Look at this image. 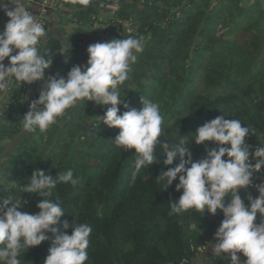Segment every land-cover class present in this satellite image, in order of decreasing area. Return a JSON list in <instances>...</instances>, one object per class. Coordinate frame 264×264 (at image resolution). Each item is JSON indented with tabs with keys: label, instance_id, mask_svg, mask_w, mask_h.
<instances>
[{
	"label": "trees",
	"instance_id": "1",
	"mask_svg": "<svg viewBox=\"0 0 264 264\" xmlns=\"http://www.w3.org/2000/svg\"><path fill=\"white\" fill-rule=\"evenodd\" d=\"M107 1H75L80 11L70 22L76 28L63 32L62 40L50 38L41 45V54L53 60L45 77L52 72L66 77L78 65L84 29L98 22L100 42L141 38L143 52L119 88L121 99L137 111L141 99L157 103L163 116L161 142L174 144L186 136L193 161L215 146L192 144L199 127L218 116L239 119L254 130L245 141L254 163L255 150L264 146V0H118L111 17L98 21ZM25 90L26 84L19 82L8 90L0 113V142L20 131ZM107 107L80 101L46 132L20 141L3 170L0 196L15 199L20 194L18 210L34 214L42 198L19 193L12 183H27L34 168L53 176L70 169L79 182L60 183L45 198L58 200L65 211L55 226L57 234H70L71 228H63L65 222L91 226L85 264H191L198 247L214 241L222 212L169 215V202L182 190L176 191L178 180L166 190L156 182L160 171H167L159 146L154 150L157 162L142 169L132 183L134 150L122 152L113 143L119 129L98 120ZM127 110L120 106V112ZM255 176L252 186L239 190L246 206V197L255 199V185L264 182V174ZM229 200L226 197L225 204ZM260 220L258 213L254 223ZM46 235V241L21 255V264H44L54 239L51 232ZM205 264L229 261L213 256Z\"/></svg>",
	"mask_w": 264,
	"mask_h": 264
},
{
	"label": "clouds",
	"instance_id": "2",
	"mask_svg": "<svg viewBox=\"0 0 264 264\" xmlns=\"http://www.w3.org/2000/svg\"><path fill=\"white\" fill-rule=\"evenodd\" d=\"M0 12L7 22L0 31V92L13 82L32 84L43 81L38 99L33 101L22 118V131L27 134L46 132L58 119L68 115L80 101H91L97 106H108L102 122L108 128L119 129L113 143L122 150H134V171L131 182L135 183L142 169L157 162L154 150L159 146L166 155L164 166L155 180L166 190L174 181L176 191L182 194L169 202V215H179L188 210L215 215L217 210L223 219L214 233L210 247H198L201 256L210 248L212 256L227 254L229 264H264V182L255 185L259 195H248V205L239 195L240 189L252 186V174L264 167V146H259L250 162L246 138L254 131L239 119L218 116L204 123L192 135V144L212 142L203 159L193 161L185 137L177 143H162L163 116L159 105L141 99L142 108L137 111L121 99L119 88L128 79L131 66L143 52L141 38L129 36L97 42L87 47V65H74L66 77L48 75L53 60L41 54V45L48 33L36 15L29 11L22 0H0ZM63 50V49H62ZM7 58L8 64L4 61ZM120 106L127 111L120 112ZM179 137V136H178ZM226 159H222L225 158ZM7 155H0V176L7 166ZM174 162L175 166H173ZM72 170L56 173L44 170L32 171L27 183L15 184L19 193L37 194L42 199L36 205L38 212H21L20 194L0 196V264H21V255L54 236L44 264H85L92 228L87 223L63 224L70 234L58 233L55 227L65 214L58 200L51 197L58 184L75 186ZM9 183V182H8ZM230 200L225 204V198ZM260 223L255 224L257 214ZM197 229V225L195 226Z\"/></svg>",
	"mask_w": 264,
	"mask_h": 264
},
{
	"label": "crops",
	"instance_id": "3",
	"mask_svg": "<svg viewBox=\"0 0 264 264\" xmlns=\"http://www.w3.org/2000/svg\"><path fill=\"white\" fill-rule=\"evenodd\" d=\"M76 0H49L47 7L44 10L43 7V0H22L25 7L33 12L37 20H41L45 23V30L48 33L47 37L43 40V44L47 42L50 38H55L58 40H62V33L71 32L76 25L70 22L73 12L71 11L73 8H77L75 4ZM14 2V0H13ZM117 5V0H108L105 8L100 11L98 15V21H102L111 17L112 13L115 11ZM78 9V8H77ZM75 13V12H74ZM1 22H0V31L3 30L4 25L7 22V17L4 13L1 12ZM101 29L100 23H96L93 26L86 27L85 31V38L80 46V56L78 60V65L85 66L87 65V53L86 49L89 45L100 42L99 37L97 36L98 31ZM4 64H8L7 58L4 61ZM51 75H55V72H52ZM43 82H34L32 84H26V90L24 94V106L26 108V112L28 111L29 105L35 101L34 96L39 94L41 85ZM12 86V83L9 85L8 89L4 92H0V113L2 112V106L4 101L6 100L7 93L9 88ZM32 138V134H27L22 131V126L20 128L19 133L12 139L9 140L8 145L4 146L1 150V155H7V163L10 157L15 153V149L18 143L24 139ZM0 181H2L0 176ZM257 192V191H256ZM258 193V192H257ZM221 221L217 222L219 227ZM210 243H214V241H209L207 247H210ZM206 247V248H207ZM238 256H240L237 253ZM212 256L211 249L209 248L202 257L198 254L195 258H193L191 264H205L208 259ZM221 258L227 259V254H222ZM241 258V262L243 264L244 258Z\"/></svg>",
	"mask_w": 264,
	"mask_h": 264
},
{
	"label": "built area",
	"instance_id": "4",
	"mask_svg": "<svg viewBox=\"0 0 264 264\" xmlns=\"http://www.w3.org/2000/svg\"><path fill=\"white\" fill-rule=\"evenodd\" d=\"M48 2H49V0H43V7H44V10H45V8L47 7ZM39 22H41V23L44 25V27H45V23H44L43 21L39 20ZM254 173H257V176H255V179H257L258 176L264 174V167H262V168L260 169L259 172H254ZM184 263H185V262H183V264H184Z\"/></svg>",
	"mask_w": 264,
	"mask_h": 264
},
{
	"label": "water",
	"instance_id": "5",
	"mask_svg": "<svg viewBox=\"0 0 264 264\" xmlns=\"http://www.w3.org/2000/svg\"><path fill=\"white\" fill-rule=\"evenodd\" d=\"M117 3H118V0H117ZM116 7H117V5H116ZM71 11L74 13V12L80 11V9L73 8ZM62 49L64 50V48H62ZM63 50H62V51H63ZM8 143H9V140H7V139L2 140V141L0 142V152H1V150L3 149V147L6 146ZM191 260H193V259H191Z\"/></svg>",
	"mask_w": 264,
	"mask_h": 264
},
{
	"label": "rangeland",
	"instance_id": "6",
	"mask_svg": "<svg viewBox=\"0 0 264 264\" xmlns=\"http://www.w3.org/2000/svg\"><path fill=\"white\" fill-rule=\"evenodd\" d=\"M250 1H254V0H250ZM29 139V138H28ZM30 139H32V138H30ZM8 145V144H7ZM14 155V154H13ZM241 190V189H240Z\"/></svg>",
	"mask_w": 264,
	"mask_h": 264
}]
</instances>
